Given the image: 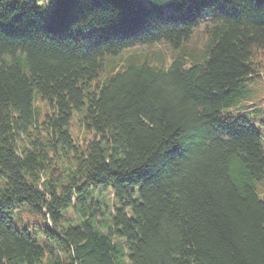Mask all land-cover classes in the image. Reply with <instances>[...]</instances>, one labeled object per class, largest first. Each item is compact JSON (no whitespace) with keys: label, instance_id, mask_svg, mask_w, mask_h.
Masks as SVG:
<instances>
[{"label":"trees","instance_id":"trees-1","mask_svg":"<svg viewBox=\"0 0 264 264\" xmlns=\"http://www.w3.org/2000/svg\"><path fill=\"white\" fill-rule=\"evenodd\" d=\"M262 73L264 0H0V264H264Z\"/></svg>","mask_w":264,"mask_h":264},{"label":"rangeland","instance_id":"rangeland-1","mask_svg":"<svg viewBox=\"0 0 264 264\" xmlns=\"http://www.w3.org/2000/svg\"><path fill=\"white\" fill-rule=\"evenodd\" d=\"M195 38V37H194ZM193 38V40H194ZM150 53L151 50L147 49ZM159 50L164 51L163 47H159ZM145 49L140 50V52H145ZM132 51H126L123 57L131 54ZM250 94L243 100L238 106L235 107V110L238 112H246L245 115L249 118L251 123L258 129L261 134L263 143H264V73L256 74L252 76L249 81ZM38 106L45 110V106L41 103H37ZM245 110V111H242ZM259 110V111H258ZM72 130L74 134L81 135L79 128L73 123ZM3 185L2 179H0V187ZM258 195L260 197L264 194V182L257 185ZM12 220L17 224L30 223V224H39L43 226V221L39 216L34 214L28 207L21 206L13 209Z\"/></svg>","mask_w":264,"mask_h":264}]
</instances>
